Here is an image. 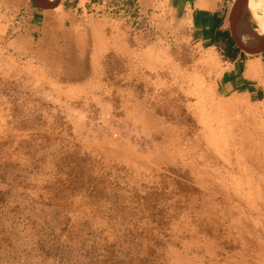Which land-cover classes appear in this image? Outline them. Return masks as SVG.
Here are the masks:
<instances>
[{"label":"rangeland","instance_id":"374dc122","mask_svg":"<svg viewBox=\"0 0 264 264\" xmlns=\"http://www.w3.org/2000/svg\"><path fill=\"white\" fill-rule=\"evenodd\" d=\"M91 12L75 73L0 42V264H264V66L170 4Z\"/></svg>","mask_w":264,"mask_h":264},{"label":"crops","instance_id":"0c3cea01","mask_svg":"<svg viewBox=\"0 0 264 264\" xmlns=\"http://www.w3.org/2000/svg\"><path fill=\"white\" fill-rule=\"evenodd\" d=\"M107 1L110 0H60L55 7L43 8L34 4L33 0H0V42L13 54L27 60L46 65L62 64V69L75 73L80 64H87L93 55L90 34L96 22L91 19V10L105 7ZM136 1L144 11L149 7L159 8L164 3L170 4L190 17L201 37L218 45L236 42L229 21L234 0ZM257 8L246 1L240 16V33L242 29L244 34L264 36V10L256 13ZM235 45L233 48L229 44L228 51L236 57V65L247 64L248 70L245 69L244 74L248 71L255 75L262 69L264 40L246 49L238 43ZM245 56H248L246 60L243 59ZM253 77L256 78V75Z\"/></svg>","mask_w":264,"mask_h":264},{"label":"water","instance_id":"95a60500","mask_svg":"<svg viewBox=\"0 0 264 264\" xmlns=\"http://www.w3.org/2000/svg\"><path fill=\"white\" fill-rule=\"evenodd\" d=\"M59 1L60 0H33L34 4L43 8L55 7ZM245 3L246 0H234L229 14V21L232 23V36L238 45L244 49L256 45L260 40H264V36L256 37L255 35L238 33L237 30H239L240 16Z\"/></svg>","mask_w":264,"mask_h":264},{"label":"bare ground","instance_id":"6f19581e","mask_svg":"<svg viewBox=\"0 0 264 264\" xmlns=\"http://www.w3.org/2000/svg\"><path fill=\"white\" fill-rule=\"evenodd\" d=\"M247 1V0H246ZM251 4H253V5H255V6H257L258 8H260V9H263L264 10V1L263 2H261V3H255L253 0H248ZM244 11V7H243V9H242V12ZM232 24V23H231ZM234 27V26H233ZM238 31V30H237ZM238 33H239V31H238Z\"/></svg>","mask_w":264,"mask_h":264}]
</instances>
